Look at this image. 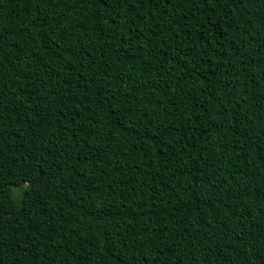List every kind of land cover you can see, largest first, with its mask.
<instances>
[{
    "label": "trees",
    "instance_id": "obj_1",
    "mask_svg": "<svg viewBox=\"0 0 264 264\" xmlns=\"http://www.w3.org/2000/svg\"><path fill=\"white\" fill-rule=\"evenodd\" d=\"M0 264H264V0H0Z\"/></svg>",
    "mask_w": 264,
    "mask_h": 264
},
{
    "label": "rangeland",
    "instance_id": "obj_2",
    "mask_svg": "<svg viewBox=\"0 0 264 264\" xmlns=\"http://www.w3.org/2000/svg\"><path fill=\"white\" fill-rule=\"evenodd\" d=\"M25 188H26V185H22V186L19 188V191L22 192Z\"/></svg>",
    "mask_w": 264,
    "mask_h": 264
}]
</instances>
